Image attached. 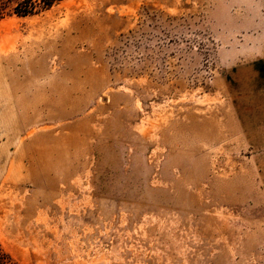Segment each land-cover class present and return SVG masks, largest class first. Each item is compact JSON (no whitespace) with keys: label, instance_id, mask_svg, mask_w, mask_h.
Here are the masks:
<instances>
[{"label":"rangeland","instance_id":"374dc122","mask_svg":"<svg viewBox=\"0 0 264 264\" xmlns=\"http://www.w3.org/2000/svg\"><path fill=\"white\" fill-rule=\"evenodd\" d=\"M12 4L4 261L264 264V0Z\"/></svg>","mask_w":264,"mask_h":264},{"label":"trees","instance_id":"16d2710c","mask_svg":"<svg viewBox=\"0 0 264 264\" xmlns=\"http://www.w3.org/2000/svg\"><path fill=\"white\" fill-rule=\"evenodd\" d=\"M11 1L13 4L9 10L17 16H25L48 9L60 0H0V18L7 14L8 4ZM4 255L0 253V264H8L4 261ZM10 264L16 263L10 262Z\"/></svg>","mask_w":264,"mask_h":264}]
</instances>
